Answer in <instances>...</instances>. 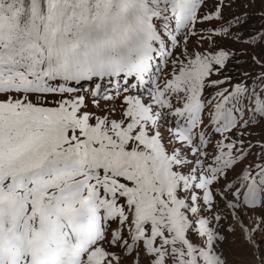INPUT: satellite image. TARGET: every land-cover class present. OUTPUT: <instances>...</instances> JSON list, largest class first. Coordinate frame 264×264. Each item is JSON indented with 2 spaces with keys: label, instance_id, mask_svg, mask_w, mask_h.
<instances>
[{
  "label": "snow or ice",
  "instance_id": "1",
  "mask_svg": "<svg viewBox=\"0 0 264 264\" xmlns=\"http://www.w3.org/2000/svg\"><path fill=\"white\" fill-rule=\"evenodd\" d=\"M0 264H264V0H0Z\"/></svg>",
  "mask_w": 264,
  "mask_h": 264
}]
</instances>
